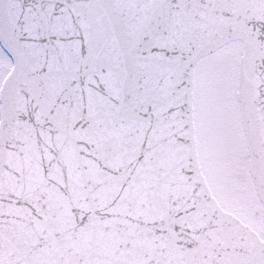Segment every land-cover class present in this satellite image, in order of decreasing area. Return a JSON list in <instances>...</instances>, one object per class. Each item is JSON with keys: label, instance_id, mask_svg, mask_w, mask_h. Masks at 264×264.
<instances>
[{"label": "snow or ice", "instance_id": "6c2138e0", "mask_svg": "<svg viewBox=\"0 0 264 264\" xmlns=\"http://www.w3.org/2000/svg\"><path fill=\"white\" fill-rule=\"evenodd\" d=\"M0 264H264V0H0Z\"/></svg>", "mask_w": 264, "mask_h": 264}]
</instances>
